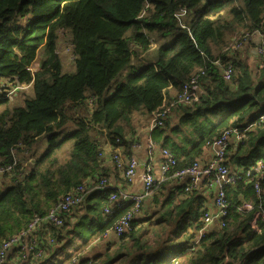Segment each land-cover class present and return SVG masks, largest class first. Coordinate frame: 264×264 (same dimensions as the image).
Here are the masks:
<instances>
[{"label":"trees","instance_id":"obj_1","mask_svg":"<svg viewBox=\"0 0 264 264\" xmlns=\"http://www.w3.org/2000/svg\"><path fill=\"white\" fill-rule=\"evenodd\" d=\"M181 9L185 14L177 18ZM255 30L264 33V0H0V86L7 80L31 88L21 104L10 106L7 97H0V168L11 165L0 173V244L76 185L109 175L102 144L108 139L128 152L131 139L123 130L130 115L141 107L151 113L166 99L168 104L175 101L171 110L178 111L179 118L174 128L183 137L161 144L176 157L165 178L191 164L223 130L245 129V138L232 142L227 152L228 165L239 167L235 172L241 178L226 190V224H215L196 242L205 209L191 208L196 190L186 191L184 184L177 196L158 204L153 216L135 218L128 232L88 256L84 250L90 242L101 238L131 206L123 202L105 214L111 190L96 189L74 208L83 206L90 214L75 224L83 240L56 264L73 256L78 264H175L172 254L178 255L177 264H219L226 251L240 253L248 216L238 204L249 199L264 208V54L253 68L239 51L226 48L235 36L245 41ZM61 36L74 55V71L62 68L57 52ZM39 53L38 69L32 72ZM228 62L233 71L226 81L222 71ZM195 74L197 100L176 101L183 83ZM117 75L121 79L106 96ZM70 123L72 128L66 129ZM43 136L48 143L37 152ZM68 141L62 159L60 150ZM165 178L153 190L163 187ZM93 196L96 200L86 206L84 200ZM153 200L158 202L156 195ZM68 215L62 225L51 224L40 234L44 256L21 260L14 248L5 264H47V258L60 251L51 245L62 238ZM144 221L148 224L143 226ZM83 223L91 229L85 237ZM251 241L264 254V222ZM164 251L170 256L161 259ZM251 264H264V258Z\"/></svg>","mask_w":264,"mask_h":264},{"label":"built area","instance_id":"obj_2","mask_svg":"<svg viewBox=\"0 0 264 264\" xmlns=\"http://www.w3.org/2000/svg\"><path fill=\"white\" fill-rule=\"evenodd\" d=\"M185 14V9H181L176 13L177 18H180ZM253 37L256 38L257 52L258 54H264V33L255 30L253 33L245 40H240L234 42L232 46L226 49L230 52H234L240 49L244 43L251 40ZM155 47V43L151 42V48ZM219 64V61H215ZM31 69V68H30ZM232 65L230 62L223 68L222 76L226 81L231 79L232 75ZM202 73V71H201ZM198 79L199 74L192 75L187 81H185L177 94L176 101L182 103H190L197 100L199 96L198 91ZM11 82H2L0 86V97H10L15 88L23 87L19 85L10 86ZM175 102V101H174ZM168 104L166 99L163 100L161 106L154 109L150 115L149 129L153 130L158 126L163 125V120L171 111L173 103ZM89 106L91 104L89 103ZM264 119V114L260 117V120ZM105 138V135H104ZM245 138V129L229 128L221 132V134L212 140L206 142L205 147L210 150V157L202 161L201 159H195L191 164L185 166L181 169L175 170L172 176L179 179H184L188 177L189 179L185 183V190L190 191L198 187L199 181L205 179L208 186L214 188V204L215 212L204 211L200 218L201 226L197 231L196 242H198L201 237L205 234L210 226L216 221V225L224 226L228 219L229 212V201L227 200L226 190L228 187L233 186L241 176L237 172L231 171L227 163V152L229 145L232 142H239ZM118 139H116V142ZM109 142L106 139L105 143ZM111 145V143H110ZM136 145V144H135ZM155 143L152 139H148L147 147L150 151L154 147ZM112 146V145H111ZM120 145L114 146L112 150H109L110 158L113 160L115 167L121 171L123 177L130 181L136 173L138 166V160L134 155L123 157L119 148ZM161 154L163 160L160 165V170L164 178L165 173L175 165L176 157L173 152H171L166 147H161ZM101 156L105 152L101 149ZM261 161H258L257 170L260 169ZM11 165L0 168V173L5 170H10ZM249 176V173H247ZM162 178V179H163ZM161 179V180H162ZM149 165L145 167V173L143 175V189L141 192H130L117 187L112 186L107 177L100 178L97 182L90 181L88 183H80L72 188L70 191L64 193L53 205H51L43 214L35 213L27 223V225L20 229L17 233L9 238L4 239L0 244V264H5L7 255L11 250L18 249L19 256L21 260L27 259H39L45 255V246L41 245L39 242L40 234L42 232H48L47 227L53 224L54 226H60L65 221V214H69L78 206L82 201L84 196L96 189H110L111 191L107 196V203L103 208L105 214H112L115 207L119 206L120 203L130 202V208L118 217L113 225L104 232V236L107 231H112L116 236L128 232L132 228L133 220L141 213L144 199L149 196L155 183L157 181ZM258 188V184H255ZM237 209L245 213L247 228L244 232L240 234V238L244 242V249L240 253L230 254L228 251L225 252L223 260L219 264H251L259 259L264 258V254L260 251L259 246L252 245V236L258 233L259 222H264V208L259 204H254L249 199H242L238 204ZM50 244H54V239L50 235H45ZM53 248L57 246V243L51 245ZM173 261L175 264L178 263L176 259ZM79 259L73 256L70 260L64 262L63 264H78Z\"/></svg>","mask_w":264,"mask_h":264},{"label":"crops","instance_id":"obj_3","mask_svg":"<svg viewBox=\"0 0 264 264\" xmlns=\"http://www.w3.org/2000/svg\"><path fill=\"white\" fill-rule=\"evenodd\" d=\"M256 44H257V40L255 37H253L247 43H244V45L241 47V49H245L246 51V54H244L245 56L243 57H246L247 62L251 66L252 63L256 64L260 60V56L257 52ZM4 82H8V81L3 80V83ZM136 111L138 112L139 110ZM136 111H134L133 113H135ZM140 112L143 114V110H141ZM131 115L129 118V122H125L127 125L125 124L123 130L127 140L130 141L131 139V143L129 144L128 147V152H127V148H125L123 145H120L119 148L123 157L134 155L138 160V166L133 178L130 181L126 180L123 177L121 171H119L118 169L116 170L114 168V164H113L114 162L110 158V154L108 153V151L112 150V148L114 147L113 145L111 146L110 143L104 142L101 146V149L105 152V154H103L104 164L109 167V171H108L109 175H106V177L111 182L110 184L114 187L123 189L125 191L141 192L143 189V175L145 173L146 165L150 166L151 172L153 173L156 180H161L163 178L160 170V165L163 160V156L160 150L162 147L161 144L164 145V143H166L168 145V144L177 143L179 141V137L181 136L183 137V135L182 132L179 131V129L174 128L179 118V113L176 110H171L170 113H168L167 115L168 119L166 125L164 126L162 125V127L153 130L149 129V123L151 119L150 113H148L149 120L147 121V123L144 124L143 128L139 127L141 126V124H143V120L135 121L133 120L134 118L132 119ZM149 138L152 139L155 143L154 147L150 151L148 150L147 147V141ZM188 146H190V144H187V147ZM68 147L69 146H67L66 148L67 151H68ZM63 148L64 146L62 147V149ZM232 153L233 152H231L230 155ZM210 155H211L210 150L206 147H203L201 154L197 158L201 159L202 161H205L210 157ZM229 165L233 172H235V168L237 171L238 169H240L237 166H233L231 163H229ZM188 179H189L188 177L184 179L182 178L179 179L175 176L166 177L163 180L166 182V184H164L163 187L154 189L152 193L144 199V203H143L144 208L141 210V213L137 217L147 220L148 217L153 216V214L158 208V204L164 199H166L167 196H173V195L177 196L178 192L180 193L179 188L181 187V185L184 186V184L187 182ZM195 190L196 191L194 193V199L191 202V208H194V206L199 205L200 209L203 210L205 209L206 211H211L212 213H214L216 210L214 204V188L208 186L207 181L205 179H201L199 181L198 187ZM155 195H156V199H158V202H155L153 200V197ZM96 198L97 196H93L91 199L89 197L88 201L84 200L85 202L84 204L86 206L91 205V203H93L94 200H96ZM84 215H90V214H88V212L86 211V209L83 208V206L82 207L80 206L76 208L73 212H70L68 215L66 228H64V230L62 231V237L67 236V234H65L66 231L72 230L75 224L79 222L80 221L79 219ZM143 223L145 225L148 224L147 221H144ZM215 224L216 221L213 222V224L210 226V229L213 226H215ZM83 227H84L83 229L85 230L86 228L85 225ZM90 230H91L90 228L87 229V236L91 233ZM75 234L76 236H78V238H76L77 241L76 245H78L80 241L83 240V238L79 237L77 232H75ZM116 238L117 236L112 231L108 230L105 236L103 234L101 238L98 239L96 238L95 240L91 241L90 244L85 248L84 254L88 256L93 255L96 252L102 250L105 246V243L108 240H115ZM54 252H56V250ZM171 257L173 258L177 256L171 255Z\"/></svg>","mask_w":264,"mask_h":264},{"label":"rangeland","instance_id":"obj_4","mask_svg":"<svg viewBox=\"0 0 264 264\" xmlns=\"http://www.w3.org/2000/svg\"><path fill=\"white\" fill-rule=\"evenodd\" d=\"M238 37H239V35L235 36L230 41L229 46H232L233 44H235L234 42H238V41L242 40V39L239 40ZM235 51H239L241 56H245L244 54H246L245 49H241L240 48V49H237ZM57 52H58L59 58L61 59L63 70L64 71H74V69H75L74 68V55L72 53L71 48L69 47L67 38L65 36H61L60 37V41H59V44H58V47H57ZM37 55L38 56H37L35 62L30 67L32 72L35 71L36 69H38V62H39V59L41 58V54L39 53ZM255 66H256L255 63H252V67L254 68ZM121 77H122L121 75H117L116 77H114L112 79V81H111V83H110V85H109V87H108V89L106 91V96H109L111 93L114 92V90L116 88V85H117V82L121 79ZM17 85L23 86V87L15 88V91H13L12 94H10V97H7V99L9 100L8 103H10L9 104L10 106L14 105V104L23 103L24 97H27L31 93V91H30L31 88L29 87V84H17ZM10 86L14 87V84L10 83ZM141 110H143V114L140 112ZM131 117H132V119L134 118L133 120H135V121L143 120V124H141V126H139L140 128H143L144 124L147 123V121L149 120L148 113H146V110L143 107H141L138 112L136 111L135 113H132ZM72 126H73L72 123H70V124H68L66 129H70V128H72ZM99 137H100V141H102L101 136H99ZM47 143H48L47 142V138L45 136L41 137V139H39L38 143L36 144L37 152H40L41 150H43L44 147L47 145ZM70 144H71V142H67L64 145V148L60 150V158H62V159L65 158L66 153H67L66 148ZM27 168H29V167H27ZM84 219L86 220L87 217H85ZM83 222L85 223V221H83ZM142 225L144 226L145 224H142ZM77 229L78 228L76 226H74L72 230L67 232V236L62 237L60 239V241L57 242V246H59L60 251L58 252V249H57L56 250V252H57L56 255L49 256L47 258V264H56V263H58L63 257H65L66 255H68L70 253V251L73 249L74 246H77L76 245V242H77L76 238H78V236H76V234H75V232H78ZM82 233L85 236H87V229L85 228V230H82ZM100 251H103V249L100 250ZM100 251H98V252H100ZM174 256H178V255L176 254ZM166 257H168V253H167V251H164L161 254V259H165ZM181 257L182 256L178 257L180 262L182 261Z\"/></svg>","mask_w":264,"mask_h":264},{"label":"bare ground","instance_id":"obj_5","mask_svg":"<svg viewBox=\"0 0 264 264\" xmlns=\"http://www.w3.org/2000/svg\"><path fill=\"white\" fill-rule=\"evenodd\" d=\"M197 73V72H196ZM167 173V172H166ZM239 181V180H238ZM234 186V185H233Z\"/></svg>","mask_w":264,"mask_h":264}]
</instances>
